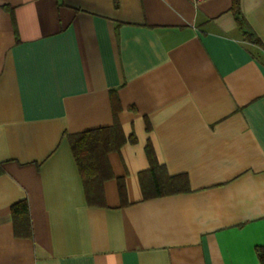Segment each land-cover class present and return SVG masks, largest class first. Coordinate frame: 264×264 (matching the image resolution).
Instances as JSON below:
<instances>
[{"label": "crops", "instance_id": "1", "mask_svg": "<svg viewBox=\"0 0 264 264\" xmlns=\"http://www.w3.org/2000/svg\"><path fill=\"white\" fill-rule=\"evenodd\" d=\"M238 7L258 42L232 0H0V264H260L264 0ZM114 125L90 203L68 137Z\"/></svg>", "mask_w": 264, "mask_h": 264}, {"label": "trees", "instance_id": "2", "mask_svg": "<svg viewBox=\"0 0 264 264\" xmlns=\"http://www.w3.org/2000/svg\"><path fill=\"white\" fill-rule=\"evenodd\" d=\"M232 12L244 40L258 42L257 39H255L256 41L254 40L252 34L246 31L247 25L239 12L238 0H232ZM111 128L110 130L108 128L90 129L68 137L69 145L86 191V197L90 203L94 201L96 196L101 194L103 180L112 176L106 154L110 150L117 149L124 141L117 125ZM147 153L151 157L149 149H147ZM183 179L185 183V177H182ZM118 185L120 194H122L123 187L121 182ZM184 189H186V185H181L175 190ZM158 195H161L160 191L154 194V196ZM11 210L14 216L20 212L28 219L26 202L14 204ZM257 256L260 264H264V247H257Z\"/></svg>", "mask_w": 264, "mask_h": 264}, {"label": "built area", "instance_id": "3", "mask_svg": "<svg viewBox=\"0 0 264 264\" xmlns=\"http://www.w3.org/2000/svg\"><path fill=\"white\" fill-rule=\"evenodd\" d=\"M195 2H198V1H200V0H194Z\"/></svg>", "mask_w": 264, "mask_h": 264}]
</instances>
